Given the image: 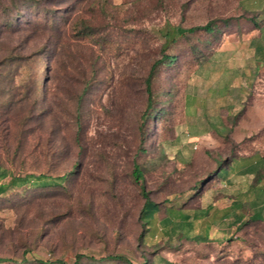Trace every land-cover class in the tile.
<instances>
[{
    "label": "rangeland",
    "instance_id": "rangeland-1",
    "mask_svg": "<svg viewBox=\"0 0 264 264\" xmlns=\"http://www.w3.org/2000/svg\"><path fill=\"white\" fill-rule=\"evenodd\" d=\"M263 5L0 0V163L16 174L52 176L75 164L62 186L11 189L0 197V257L10 259L0 264L58 258L71 264L76 253L119 254L130 264H264V220L237 231L228 223L234 213L247 215L253 202L264 209V65L256 67L255 51L264 31L230 24L214 38L197 31L168 47L181 56L171 68L157 66L152 79L153 107L165 108L152 118L146 113L139 127L143 80L160 57L165 30L238 19ZM83 83L78 152L75 100ZM141 136L145 153L135 155ZM253 154L262 160L243 174L241 158ZM133 159L160 204L159 218L167 197L188 193L199 179L186 207L211 205L208 216L184 226L185 237L176 229L169 237L156 221L140 240ZM214 159L228 162L218 177ZM229 207L230 219L220 220ZM199 232L208 239L191 238Z\"/></svg>",
    "mask_w": 264,
    "mask_h": 264
},
{
    "label": "trees",
    "instance_id": "trees-1",
    "mask_svg": "<svg viewBox=\"0 0 264 264\" xmlns=\"http://www.w3.org/2000/svg\"><path fill=\"white\" fill-rule=\"evenodd\" d=\"M243 8V7H242ZM246 13L247 11H251L250 9L243 8ZM258 10H256L257 12ZM264 5L258 13H253L250 15L247 14H239L238 19H220L219 21L215 20H208L204 24L201 25H193L189 27H181L179 25H175L169 27L163 33V42L161 44V53L160 57L154 60L147 71V74L143 80V89L145 93V105L143 109V113L140 117L139 127H141L144 123V118L146 117V113H149V118L155 114L157 110L160 109V112H163V108L153 107V91H152V79L154 78V72L157 66L162 68H171L177 62V59L181 56V53H168L166 50L173 44H176L180 39L186 37L188 34L195 33L197 31L203 32L205 35L214 38L215 34L221 30V26H228L230 24L238 25V24H245L252 26L254 29H257L262 33L264 31ZM7 24L8 23L7 21ZM8 26V25H7ZM87 34V32H85ZM208 45V41L206 43ZM201 47L205 45L200 43ZM255 51L259 54L258 65L256 66L259 68L261 65H264V41L263 43H257L255 46ZM199 53L198 50H193V54L195 56ZM192 55V54H191ZM198 60V59H194ZM86 83H83V87L79 95H77L75 100V115H74V122H75V133H74V145L77 147L78 152L80 151V139H79V131H80V122H79V106L82 100V95L86 93ZM144 142V136L139 138V145L135 151V155L139 153H145V148L142 147ZM244 161V169L242 171L243 174L250 173L256 169L257 163L262 160L261 156H258L257 159L254 158L253 155L245 156L241 158ZM226 166H228V162L226 159H214V166L212 170H216L215 176L218 177L221 175ZM75 168V164H71L69 166L68 171L59 174V175H47L45 173H26V174H16L13 170L9 167L4 166L0 163V197L3 196L8 190L16 189V190H25L30 187H37V188H47V187H54V186H62V184L68 179L69 174L73 173ZM213 171V172H214ZM258 171V170H257ZM130 177L132 182L137 186L140 196L142 198V203L138 211V220L140 222V226L143 230L139 233L138 238L140 240H144L146 232L153 228L152 226L155 225L156 221L161 222L164 227H167L166 235L169 237L171 233L177 230L181 236L185 237L186 234L184 233V226L190 227L192 221L197 218L207 217L210 210H212L211 205H207L205 208L197 207L195 209H187L186 201L191 195V190L199 188L200 179L197 180L193 186L191 187L190 191L187 193H173L170 197H167L163 202L165 207L166 214L163 215L162 218H159L160 212V204L159 202L153 201L148 194L147 189L145 188L144 184V174L143 169L136 162L134 159L131 162V170H130ZM238 205V204H237ZM263 204L261 203L259 206L253 202L249 207V212L246 215L245 210L241 213H234L232 222H228L229 225L231 223L234 226V230H240L244 225L250 222H258L264 220V209H262ZM243 205L239 203L238 206L235 208H241ZM228 208L221 216L220 220L230 219L231 211L235 209ZM175 227V228H174ZM195 241H205L208 237L203 232H199L191 237ZM90 260L92 264H101L103 262H112V261H124L130 264L122 255L119 254H107L100 257H88L82 253H76L71 264H83V260ZM10 262L9 258L0 257V262ZM40 262V261H39ZM153 262V260H152ZM45 264H68L63 259H55L53 261L48 260L44 261ZM140 264H152L147 263L145 260L142 261Z\"/></svg>",
    "mask_w": 264,
    "mask_h": 264
}]
</instances>
